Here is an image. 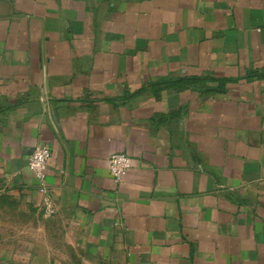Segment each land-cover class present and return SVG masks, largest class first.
<instances>
[{
  "label": "crops",
  "instance_id": "obj_1",
  "mask_svg": "<svg viewBox=\"0 0 264 264\" xmlns=\"http://www.w3.org/2000/svg\"><path fill=\"white\" fill-rule=\"evenodd\" d=\"M0 202V264H264V0H0Z\"/></svg>",
  "mask_w": 264,
  "mask_h": 264
},
{
  "label": "built area",
  "instance_id": "obj_2",
  "mask_svg": "<svg viewBox=\"0 0 264 264\" xmlns=\"http://www.w3.org/2000/svg\"><path fill=\"white\" fill-rule=\"evenodd\" d=\"M52 152L47 145H38L28 158V167L38 181V189L42 194L47 193V168ZM132 167V158L122 152L111 154L109 158V170L116 182L122 181ZM45 214L51 216L55 208L48 196L44 197Z\"/></svg>",
  "mask_w": 264,
  "mask_h": 264
},
{
  "label": "rangeland",
  "instance_id": "obj_3",
  "mask_svg": "<svg viewBox=\"0 0 264 264\" xmlns=\"http://www.w3.org/2000/svg\"><path fill=\"white\" fill-rule=\"evenodd\" d=\"M39 221L41 219L36 220L35 223L38 224ZM18 225L28 228L31 226V220L24 214L17 212L14 206H5V204L0 202V238L13 240L15 237L14 228ZM56 253L61 255L62 250ZM64 253L69 254L70 252L65 251Z\"/></svg>",
  "mask_w": 264,
  "mask_h": 264
},
{
  "label": "trees",
  "instance_id": "obj_4",
  "mask_svg": "<svg viewBox=\"0 0 264 264\" xmlns=\"http://www.w3.org/2000/svg\"><path fill=\"white\" fill-rule=\"evenodd\" d=\"M196 78H190V77H186V78H179V79H174V80H170L167 83H170L171 85L177 86V87H184L186 85H189L190 82L192 80H194Z\"/></svg>",
  "mask_w": 264,
  "mask_h": 264
}]
</instances>
